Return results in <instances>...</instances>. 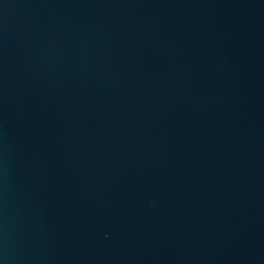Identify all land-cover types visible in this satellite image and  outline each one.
<instances>
[{
	"label": "water",
	"instance_id": "water-1",
	"mask_svg": "<svg viewBox=\"0 0 264 264\" xmlns=\"http://www.w3.org/2000/svg\"><path fill=\"white\" fill-rule=\"evenodd\" d=\"M0 264H264V0H0Z\"/></svg>",
	"mask_w": 264,
	"mask_h": 264
}]
</instances>
